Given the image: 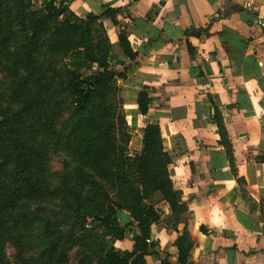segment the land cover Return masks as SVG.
Segmentation results:
<instances>
[{"label": "trees", "instance_id": "16d2710c", "mask_svg": "<svg viewBox=\"0 0 264 264\" xmlns=\"http://www.w3.org/2000/svg\"><path fill=\"white\" fill-rule=\"evenodd\" d=\"M104 16L115 22L116 12L108 9ZM100 19L76 16L67 0H0V75L12 83L11 103L3 105L0 93V242L39 217L46 245L40 259L23 250L20 264H148L146 257L155 254L151 227L161 212L143 202L159 192L174 217L185 211L158 125L144 129L142 151L127 161L132 136L119 88L125 75L110 69L113 45ZM120 46L135 59L125 35ZM149 102L142 92L141 114L147 115ZM215 121L237 176L217 107ZM61 143L67 163L53 173L50 157ZM100 180L122 205L111 202ZM119 210L131 214L140 232L132 251L105 250L102 236L94 234L105 226L123 240L131 224L119 225ZM193 246L184 229L177 241L180 264ZM0 264H7L1 253Z\"/></svg>", "mask_w": 264, "mask_h": 264}, {"label": "crops", "instance_id": "0c3cea01", "mask_svg": "<svg viewBox=\"0 0 264 264\" xmlns=\"http://www.w3.org/2000/svg\"><path fill=\"white\" fill-rule=\"evenodd\" d=\"M67 4L80 18H101L113 45L110 69L125 75L119 88L130 145L141 152L144 129L158 125L170 158L168 173L185 211L174 217L167 202L159 204L149 241L157 246L147 263L180 264L177 241L186 229L194 242L186 264H264V0ZM108 9L115 22L104 16ZM121 35L134 60L122 51ZM142 92L147 115L139 110Z\"/></svg>", "mask_w": 264, "mask_h": 264}, {"label": "rangeland", "instance_id": "374dc122", "mask_svg": "<svg viewBox=\"0 0 264 264\" xmlns=\"http://www.w3.org/2000/svg\"><path fill=\"white\" fill-rule=\"evenodd\" d=\"M96 69H92V71L87 72V75L91 72H95ZM11 81L10 79L5 75H0V93L4 94V102L3 105H8L10 102L11 97ZM68 124L64 125L61 128V131H65V129H68ZM127 131L130 133L129 128L127 127ZM142 150V149H141ZM140 153L136 152L134 145L128 146L127 150V157H128V163L131 164L134 161L135 154ZM67 153L62 149V143L61 147H57L52 151V155L50 157V167L53 173H60L64 169L65 163H67ZM133 174H131L132 176ZM133 181H135L134 176H132ZM102 185L106 188L107 194L109 195V198L111 202L114 205H122L120 202V199L117 195V193L112 189L111 186L107 185L105 181H101ZM143 188H140V191H142ZM163 196L159 192H155L153 194H150L148 196V199L145 200L143 203L147 206L154 207L157 211H161L159 207V204L163 202ZM131 215L130 213H128ZM39 219V217H38ZM31 220L29 224L25 228H20L17 231H13L10 234L6 235V238L0 242V253L1 256L5 258V261L7 264H20V254L24 250V254H26L27 257H34V258H43L45 253L46 245L44 244V238L41 235L42 234V227L43 222L42 220ZM116 219L121 227H125L126 224H131V228L129 229L130 232H126L124 239L119 240L110 235L109 231L107 232L105 226H99L95 230L94 234H98V236H102L101 242L99 245L105 250H109L112 247H115L118 250L124 251V249L128 248L126 246L128 242H135V239L137 238L139 234V230L134 224L133 219H128V216L126 213H123L122 211H118L116 214ZM174 220L175 218L172 217ZM156 240H153L150 244L153 245V249L151 251H155V247L157 244L155 243ZM134 245V244H133ZM134 247V246H133ZM75 255V252H73L72 256ZM150 264L151 261L149 260Z\"/></svg>", "mask_w": 264, "mask_h": 264}]
</instances>
